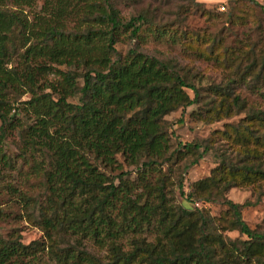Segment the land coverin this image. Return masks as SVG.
Wrapping results in <instances>:
<instances>
[{
    "label": "trees",
    "instance_id": "1",
    "mask_svg": "<svg viewBox=\"0 0 264 264\" xmlns=\"http://www.w3.org/2000/svg\"><path fill=\"white\" fill-rule=\"evenodd\" d=\"M242 2L223 4L227 23L237 14L263 28L264 6L247 0L250 13ZM155 25L146 13L123 20L112 0H0V194L41 229L52 264H264V232L242 217L251 204L226 198L264 183V36L230 46L218 34L185 38L197 48L207 41L209 55L220 48L215 59L230 76L198 119L243 117L206 145L172 148L166 117L200 93L189 71L140 48ZM121 40L134 46L123 55ZM238 87L261 103L249 105ZM215 139L216 167L185 194L183 175ZM175 189L191 207L176 203ZM195 204L223 210L212 216ZM36 244L0 236V264H43L45 245Z\"/></svg>",
    "mask_w": 264,
    "mask_h": 264
},
{
    "label": "rangeland",
    "instance_id": "2",
    "mask_svg": "<svg viewBox=\"0 0 264 264\" xmlns=\"http://www.w3.org/2000/svg\"><path fill=\"white\" fill-rule=\"evenodd\" d=\"M236 1L238 2V0ZM254 1L264 6V0ZM196 2L202 5H196L184 0H112L123 20H128L131 16L139 13L148 15L153 23L156 24V31H154L153 35L149 34L147 40L140 42V48L158 58L170 60L178 68H181L183 73L189 71L188 74L192 77L193 85L200 93L198 103L185 110L179 109L166 117L170 124L172 148L175 147L177 142L182 144L198 142L206 145V141L213 140L215 132L222 131L225 124L237 123L243 117V114H240L231 119L213 123L203 122L198 119L197 113H202L214 98L211 92L212 87L224 83L230 76L228 75V69L224 68V63H222L220 58L215 59V54L221 50L220 48H217L213 55H209L207 41L197 48L195 44H189L188 39L185 38H195L194 34H199L201 38L206 39L210 34H218L219 37L223 36L224 45L230 46L234 45V42L237 44L238 41L245 40L248 34L250 39L254 41H257L260 34V40L264 36L262 31L264 30V27L262 28L263 22L260 21L259 29L255 30L257 21H253L252 17L249 19L250 17L246 16L245 20L247 23L243 22L241 24L237 20L236 14L234 18L236 20H234L233 24H228L226 18L223 17L226 11H229V4L223 7L226 0H196ZM246 2L247 0H243L240 5H243L251 13L252 9L249 8ZM230 5L232 4L230 3ZM216 6H219L220 14H216L214 10ZM39 7L40 3L31 12H38ZM256 13L258 19L262 18L260 13ZM159 26H163L164 29L162 28L161 30V28H158ZM260 42L263 43V41ZM132 47H134L133 43L128 40H121L115 45L117 53L121 55ZM201 53L204 55H200ZM50 78L52 77L50 76ZM236 92L242 98H245L249 105L256 102L261 103L259 95L248 91L244 87H238ZM187 93L190 97H193L191 91L188 90ZM26 99L27 97L23 98V100ZM215 141L217 144L214 149L205 154L195 166L189 168L183 175L185 194L190 191L192 183L208 177L213 168L216 167L217 158L215 151L221 146V141L217 139ZM16 142L17 137L15 136L8 140L9 152H15ZM125 170H131V168L125 167ZM161 170L162 172L167 171V166H163ZM178 177L177 173L176 180H178ZM128 178L134 180L135 176L131 174ZM173 195L176 203L192 206L185 201V197L179 195L178 190L175 189ZM226 198L238 204L249 202L251 205L244 208L242 212L243 220L252 230L264 232V183L261 184L260 189L251 187L232 188L226 194ZM194 206L204 207L212 216H218L223 210V207L219 205L202 206L195 204ZM0 210L8 214L7 218L1 217L0 219V236L5 239L19 238L20 242L26 246L34 242L38 244V247L44 244L45 249L40 253L43 264H52L47 261L49 251L41 229L32 223H28L21 207L11 201L4 193L0 194ZM227 235L230 238L238 236L236 232H230Z\"/></svg>",
    "mask_w": 264,
    "mask_h": 264
}]
</instances>
